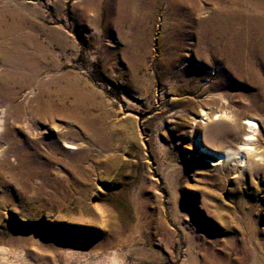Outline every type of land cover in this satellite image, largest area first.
Returning a JSON list of instances; mask_svg holds the SVG:
<instances>
[{"label": "rangeland", "instance_id": "1", "mask_svg": "<svg viewBox=\"0 0 264 264\" xmlns=\"http://www.w3.org/2000/svg\"><path fill=\"white\" fill-rule=\"evenodd\" d=\"M109 2L0 0L56 54L42 76L80 103L78 117L44 118L37 84L22 110L0 98V264H264V98L254 108L242 78L215 85L222 62L203 64L194 36L169 43L166 1L148 25L143 6L109 22ZM198 2L192 29L214 5ZM255 7L229 22L260 24ZM243 142L245 163L215 161Z\"/></svg>", "mask_w": 264, "mask_h": 264}, {"label": "bare ground", "instance_id": "2", "mask_svg": "<svg viewBox=\"0 0 264 264\" xmlns=\"http://www.w3.org/2000/svg\"><path fill=\"white\" fill-rule=\"evenodd\" d=\"M109 1L111 7L107 15L109 22H134V18L138 16V9L143 6V17L148 25L154 18L158 3L162 0ZM164 1H166L167 13L173 20L164 24V29L166 31L170 29L167 33L172 36L171 40L167 39V41H170L169 43L174 45L176 49L181 50L185 46V39L194 36L197 41V48L195 49L199 50L200 60L203 64H206L209 59L222 62L220 81H217L215 85L232 86L233 79L241 78L252 83L256 91L248 93V96H250L252 106L260 108L262 103L259 100L264 98V21L256 25L248 23V20L245 21L248 25L238 23L242 26L236 27L234 26L235 21L229 22V18L235 15V12L240 16L248 15L249 12L243 13L242 9L248 11L252 5H255L256 12L255 10L253 14L250 12L252 14L251 20L254 21L253 15L264 11V0H231L235 4L234 7L226 5L228 0H211L214 5L210 9L208 17L204 19L198 15L200 18H197V29L188 26L196 19L194 13L197 10L198 12L202 10L198 0ZM114 3H116V10ZM239 3L244 4V6L238 7ZM111 10L112 13H110ZM1 13L9 15L10 21L8 23L4 21ZM28 21V18L12 10L0 9V35L4 39L11 36L9 40H0V64L3 67L0 69V98L4 102H11L14 109L22 110L23 104L15 102V100L22 90L37 84L41 88V95L39 104L32 108L34 111L44 118L52 116L58 118L78 117L80 114L79 99H76L71 105L67 104L68 96L62 77L56 73L55 76H42V73L50 66H58L56 54L50 51L33 32L25 30ZM48 55H50L49 60L47 59ZM176 58H179L178 55H175ZM185 73L187 74V71ZM1 112L3 113L2 107ZM245 123L251 129L246 139L252 140L255 138L254 130L257 122L249 117ZM249 143H241L238 149L228 150L217 159L215 158V161L218 162L222 157L225 159L235 155L240 158V163H245L248 153L254 150V147L249 146ZM22 150H16L21 159L28 155L26 151ZM257 261L259 260L255 255L251 264H255Z\"/></svg>", "mask_w": 264, "mask_h": 264}]
</instances>
